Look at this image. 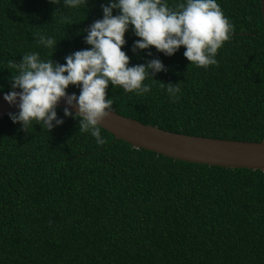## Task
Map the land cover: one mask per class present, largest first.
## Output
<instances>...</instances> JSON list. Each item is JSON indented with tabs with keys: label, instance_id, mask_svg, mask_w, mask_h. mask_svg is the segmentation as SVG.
I'll return each instance as SVG.
<instances>
[{
	"label": "trees",
	"instance_id": "1",
	"mask_svg": "<svg viewBox=\"0 0 264 264\" xmlns=\"http://www.w3.org/2000/svg\"><path fill=\"white\" fill-rule=\"evenodd\" d=\"M182 2L168 0L170 7ZM101 3L67 10L49 0H0L3 91L16 74L10 61L32 52L51 58L36 34L57 39L52 59L61 64L90 47L83 37L101 18ZM217 3L232 35L207 68L191 64L183 46L171 56L151 46L134 53L138 37L125 33L130 64L159 59L164 70L146 79L151 90L141 96L109 84L112 110L174 132L264 139L260 0ZM167 83H178V99ZM56 112L63 123L49 134L0 117V264H264L263 170L174 159L115 140L102 127L106 142L98 146L78 119L64 117L62 107Z\"/></svg>",
	"mask_w": 264,
	"mask_h": 264
},
{
	"label": "clouds",
	"instance_id": "2",
	"mask_svg": "<svg viewBox=\"0 0 264 264\" xmlns=\"http://www.w3.org/2000/svg\"><path fill=\"white\" fill-rule=\"evenodd\" d=\"M49 3L67 10H84L88 0ZM100 8L101 18L88 25L83 37L90 47L66 55L63 64L52 59L57 39L44 33L36 34V40L40 47L51 50L50 59L32 52L22 55L19 62H9L16 74L11 75L10 90L4 92L3 99L18 109L9 112L8 117L22 131L29 132L30 127L39 125L47 134L51 133L63 123L56 112L63 99V116L78 119L81 133H88L98 146L105 144L100 127L101 121L112 113V100L106 98L109 84L141 96L151 90L146 79L155 80L154 74L164 70L159 59L130 64V57L122 50L129 29L138 37L133 41L132 52L151 46L171 56L183 46V56L196 67L204 68L217 64L218 49L232 35L233 26L217 0H183L175 7H170L168 0H106ZM83 31L78 30L77 34ZM146 55L151 56V51ZM70 85L79 89L78 95L67 92ZM165 91L175 100L180 88L178 83H167Z\"/></svg>",
	"mask_w": 264,
	"mask_h": 264
},
{
	"label": "water",
	"instance_id": "3",
	"mask_svg": "<svg viewBox=\"0 0 264 264\" xmlns=\"http://www.w3.org/2000/svg\"><path fill=\"white\" fill-rule=\"evenodd\" d=\"M260 8L264 27V0H260ZM4 92L7 91L0 92V117L18 110L3 99ZM57 106L64 108V100L61 99ZM71 110L76 111L75 107ZM101 123V127L115 140L126 141L134 148L188 162L264 171V139L248 141L174 132L142 123L114 110Z\"/></svg>",
	"mask_w": 264,
	"mask_h": 264
}]
</instances>
